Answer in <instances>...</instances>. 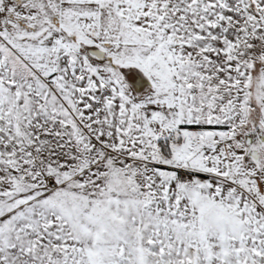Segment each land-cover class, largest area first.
Here are the masks:
<instances>
[{"label": "snow or ice", "instance_id": "1", "mask_svg": "<svg viewBox=\"0 0 264 264\" xmlns=\"http://www.w3.org/2000/svg\"><path fill=\"white\" fill-rule=\"evenodd\" d=\"M0 264H264V0H0Z\"/></svg>", "mask_w": 264, "mask_h": 264}]
</instances>
